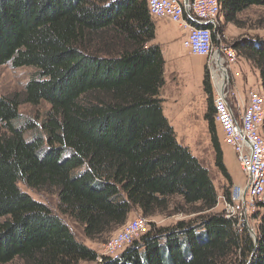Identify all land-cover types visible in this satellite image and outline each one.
Returning a JSON list of instances; mask_svg holds the SVG:
<instances>
[{
  "label": "trees",
  "instance_id": "16d2710c",
  "mask_svg": "<svg viewBox=\"0 0 264 264\" xmlns=\"http://www.w3.org/2000/svg\"><path fill=\"white\" fill-rule=\"evenodd\" d=\"M219 4L226 22L238 25L264 0ZM155 39L148 0H0V66L37 71L24 91L0 96V264H264V214L256 216L257 242L238 218L214 214L211 173L164 114L166 61ZM233 48L260 73L264 90V40ZM204 90L210 99L208 74ZM42 103L50 110L39 129L19 123L23 105ZM206 118L215 166L230 182L214 115ZM21 183L55 191L61 215L93 242L105 243L136 211L148 219L175 205L195 218L152 228L99 262ZM224 199L232 201L228 190Z\"/></svg>",
  "mask_w": 264,
  "mask_h": 264
},
{
  "label": "rangeland",
  "instance_id": "374dc122",
  "mask_svg": "<svg viewBox=\"0 0 264 264\" xmlns=\"http://www.w3.org/2000/svg\"><path fill=\"white\" fill-rule=\"evenodd\" d=\"M153 20L155 22V25H158L157 27L161 35L162 33H164L167 36H173V38L177 39L182 37L183 32L184 39L186 38V32L182 31L178 25L172 24L168 21H166L165 23L154 18ZM238 20V25H235L234 23H227L224 16L222 14L220 15V30L218 29V31L216 32V37L214 40V49L211 57L216 59V55L218 57L221 56L222 54H224V50L226 48H233L235 43L244 39H249L253 41L257 39L264 40V6L252 7L248 9L247 11L238 16ZM177 46L178 43H176V47ZM187 52L189 53L188 50ZM237 56L238 60L236 65L231 66V68L225 65L228 70V76L230 79L231 97L234 98L232 93L234 92L233 86L235 84L237 75H241L239 78H237L238 88L240 89V91L241 89H243V74L246 75V79L248 80L249 86H254V89L256 88L255 90L259 89L261 92L264 93L263 88H260L259 86L260 84L262 86L260 73L254 68V66L250 62H247L244 58L240 57L239 55ZM194 57H196L201 62V67L203 68L202 81L199 82V78L197 79L196 76H182L181 74H179L180 72H178V87L182 91L178 95H174V97L179 96L180 99L177 97L175 98L174 102H171L170 96L167 92V90H170L171 88H166V91H164V96L166 95L165 99H167L166 97L169 96L170 100L166 102L164 100V114H166V117L168 116V118L171 119L172 124L171 122L170 124L172 125V127H175V133L178 142L181 145L188 147L193 153V155L198 157L203 163V165L211 173V176L214 180V185L219 195V204L217 208L213 211V213H224L227 217L230 216L229 218H231L230 214H232V212H229L230 209L227 208V204L224 199V192L225 190H228L232 194L233 189L235 190L236 188H241L242 190H245L246 178L239 166L235 154H232L234 153L232 152L233 150L223 143V137L216 122V133L224 154V162L228 174L231 177V181L229 182L215 166L216 153L214 145L212 143L213 139L210 132V122L206 118L207 114H211L212 116L214 115L215 119V112L211 111V108L214 109L215 100V94L213 90L214 80L212 79L213 71L208 70V64L213 60V58L209 59L200 56ZM189 66L194 65L190 63ZM215 71L218 75H220L219 72H217V66L215 67ZM172 72L173 69L171 67L168 73V79L170 80V82L172 79ZM36 73L37 71L34 68L30 67L15 69L12 67L11 64L0 66V96H10L14 93H20L24 91L28 82L35 76ZM206 74H208V76L210 77V82L213 91V96L210 99L204 90V77ZM246 90H248V87H246ZM251 90L248 91L250 92ZM174 93L175 92H173V94ZM240 95L243 97V95L245 94L243 93V91H241ZM235 104L239 103L237 102ZM49 110L50 105H48L47 103H42L40 106L37 107L31 105H23L20 108V114L22 118L19 123L23 124L28 122L36 125L39 129L40 125L45 120L46 114ZM1 128L2 125L0 124V129ZM32 136L33 133L29 132L27 134V139H30ZM19 187L23 192L28 193L38 202L46 204L53 211V213L61 217L65 224L71 229L76 239L88 248L95 250L98 253V256L100 254L103 255L105 245L110 241L112 237H114L117 232L121 230L120 229L111 234L107 239H105V243L99 241L93 242L91 240H88L83 234L82 226L75 223L69 217L61 215L59 209V198L55 191L36 192L28 189L22 183L19 184ZM174 204H176V206H180L181 202L180 200L176 199L174 201ZM177 210L178 208H175L174 205L167 214L146 219L148 222L147 228L143 233L140 234L138 238L135 239V241L140 240L142 235L146 234L152 228H172L182 220L188 221L195 218V215L187 216L183 213L174 212ZM259 214H264V208L262 207V203L257 206L254 211L248 212L245 217L241 218V223L246 225L252 237H254L257 232L259 218H256V216H258ZM136 218L144 217L139 211H136L131 214L128 223ZM131 245L132 244L128 245V247ZM10 264H22V262H20L19 260H15Z\"/></svg>",
  "mask_w": 264,
  "mask_h": 264
},
{
  "label": "built area",
  "instance_id": "2783aa9c",
  "mask_svg": "<svg viewBox=\"0 0 264 264\" xmlns=\"http://www.w3.org/2000/svg\"><path fill=\"white\" fill-rule=\"evenodd\" d=\"M148 7L152 18L176 24L186 32L183 46L191 55L213 58L214 39L220 26L219 0H148ZM237 55L233 48H226L224 54L208 64V70L213 71L215 122L223 143L235 153L246 178L245 190L233 189L231 203L226 202L232 212L231 218L239 217L241 221L248 212L264 203V93L259 89L251 90L244 105L235 104L225 65L230 68L236 65ZM215 65L220 75L216 73ZM147 225L145 218L127 223L105 245L103 255L98 256L99 262L105 257L118 256Z\"/></svg>",
  "mask_w": 264,
  "mask_h": 264
},
{
  "label": "crops",
  "instance_id": "0c3cea01",
  "mask_svg": "<svg viewBox=\"0 0 264 264\" xmlns=\"http://www.w3.org/2000/svg\"><path fill=\"white\" fill-rule=\"evenodd\" d=\"M159 21H163L166 23V20H159ZM170 24V23H169ZM172 25V24H171ZM158 25H156V39H155V43L157 45H159L161 47L163 56L165 58L166 61V67H165V78H166V84L164 86V88L161 90V98L163 100L168 101L170 100L171 102L175 101V98H179V96L174 97V95H178L182 90L178 87V75L181 74L182 76L185 75H189L191 76H196L197 79L199 78V82L202 81L203 79V68L201 67V62L194 56L190 55L187 50L184 48L183 46V42H184V34L182 32V37L180 38H173V36H167L164 33H162V35L160 34V31L157 27ZM176 43H178V46L176 47ZM190 63H192L194 66H189ZM172 67L173 72H172V79L171 82L168 79V73L170 71V68ZM178 72H180L178 74ZM241 75H237L236 77V81L235 84L233 86V93L232 95L234 96L233 100L235 102H238L240 106L244 105L246 99H247V95L249 92L248 90H255L254 86H249L248 84V80L246 79V75L243 74V89H241V91H243V93L245 95H243V97L240 95L241 91L238 88V81L237 78H239ZM172 85V86H171ZM260 88L262 87L261 84L259 85ZM246 87H248V90H246ZM166 88H171L170 90H167L168 95L169 96L166 97L167 99H165L164 96V91H166ZM173 92H175L173 94ZM164 102V103H165ZM164 108V107H163ZM166 115V114H165ZM168 118V116H167ZM169 122H171V119H169ZM172 124V122H171ZM174 126V125H173ZM175 129V127H174ZM176 131V129H175ZM229 151V150H228ZM233 152V151H232ZM235 154V153H232Z\"/></svg>",
  "mask_w": 264,
  "mask_h": 264
},
{
  "label": "water",
  "instance_id": "95a60500",
  "mask_svg": "<svg viewBox=\"0 0 264 264\" xmlns=\"http://www.w3.org/2000/svg\"><path fill=\"white\" fill-rule=\"evenodd\" d=\"M253 238H254V239H255V241L257 242V235H255Z\"/></svg>",
  "mask_w": 264,
  "mask_h": 264
},
{
  "label": "bare ground",
  "instance_id": "6f19581e",
  "mask_svg": "<svg viewBox=\"0 0 264 264\" xmlns=\"http://www.w3.org/2000/svg\"><path fill=\"white\" fill-rule=\"evenodd\" d=\"M216 58H218V56L216 55ZM222 72H224V71H222ZM225 75V74H224Z\"/></svg>",
  "mask_w": 264,
  "mask_h": 264
}]
</instances>
